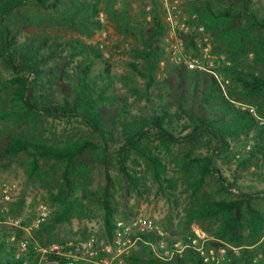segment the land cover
<instances>
[{"label": "trees", "instance_id": "16d2710c", "mask_svg": "<svg viewBox=\"0 0 264 264\" xmlns=\"http://www.w3.org/2000/svg\"><path fill=\"white\" fill-rule=\"evenodd\" d=\"M100 3L101 0H0V67L11 74L9 79L0 81V96L8 95L7 105L0 110V163L27 156L31 159L30 177L38 171L39 161L57 163L62 181L55 200L67 206L61 221H68V211L78 206L72 198L77 191L74 179L92 165L100 164L106 184L96 202L103 210L104 234L109 241L117 223L110 173L120 174L127 185L126 194L129 188L138 190L143 180L129 164L136 156L143 160L159 191L165 194L174 183L165 177L167 163L153 149V140L168 149L180 141L191 143L205 138L211 154L183 158L186 184L195 200L187 221L191 225L213 222L209 232L218 241L209 243L216 247H241L240 257L231 264H251L255 255L264 254V244L259 243L264 236V208H260L264 195L242 192L212 163L214 158L222 159L228 151L232 152L233 143L249 145L248 158L236 167L238 171L247 169L259 156L264 158V126L258 124L252 110L234 106L211 71L168 63L165 76L157 78L163 55L160 42L166 33L161 5L155 2L156 9L143 12L144 22H138L132 20L128 3H121L116 11L112 8L114 0H106L103 10ZM30 7L42 13L29 16L24 11ZM188 9L194 16L190 24H202L216 32L219 47L225 46L227 51L244 48L252 52L253 64L264 66V0H194ZM102 12H114L117 23L125 24V35L136 42L134 53L142 64L129 62L128 67L145 81L143 93L152 107L148 115H133L120 106L112 86L110 62L98 48L70 35L78 32L90 39L95 31L104 28ZM231 54L229 59L233 62L236 55ZM98 63L101 67L94 70ZM216 71L230 78L234 92L264 101V77L260 74L239 69L234 62ZM258 114L264 115V109L258 108ZM41 117L79 119L88 128L89 136L60 142L17 128L28 119L36 121ZM173 118L183 120V128L188 130L185 136L174 135ZM207 176L221 192L236 189L234 198L206 196ZM24 227L23 223L20 228L9 226L0 217V264L22 263L15 254L18 242L25 237ZM157 239L154 234H147L138 240L137 245L145 252L141 259L144 264H203L191 248L170 259L157 257L146 244L156 243ZM54 242L57 241L38 244ZM141 260L128 258L130 262Z\"/></svg>", "mask_w": 264, "mask_h": 264}, {"label": "rangeland", "instance_id": "374dc122", "mask_svg": "<svg viewBox=\"0 0 264 264\" xmlns=\"http://www.w3.org/2000/svg\"><path fill=\"white\" fill-rule=\"evenodd\" d=\"M114 1L115 3L112 5L113 11L119 10L123 2L129 4L130 16L133 21L144 22L141 16L142 13L156 9L155 2L157 5H161L159 8L163 11V0ZM170 1L175 2L179 12L177 16H174L173 20L184 23L187 27L186 32L179 31L178 33L180 38V34H183L185 37L187 36L186 40L181 38L182 48L180 55L191 54L193 57L201 58L204 48H207L216 69L229 66L234 62L239 69L253 71L264 77V66L253 64L252 52L245 51L244 48L227 51L225 46L219 47L220 42H218L217 33L212 29H207L202 24H190L194 16H190L188 8L194 0ZM105 4L106 0H101L100 8L102 10ZM24 12L29 16L42 13L35 7H30ZM149 17H146V20ZM100 19L104 28L95 31L90 39H85L78 32H73L70 35L79 37L92 47L98 48L103 53L104 58L110 62L112 66V86L118 96L120 106H125L130 114L137 116L152 113V107L146 101L143 93L145 87L144 79L133 73L128 67L129 62L142 64L141 60L134 53L135 48H137L136 42L132 37L125 35V24L121 22L119 25L117 23L114 12L111 15L102 12L100 13ZM163 21L166 25V33L160 42L163 55L159 62L160 70L157 78L165 76V66L168 63L178 64L175 62L174 54L170 49L171 42L168 40L170 25L164 13ZM199 28H202V31H199ZM232 52L236 55L233 62L229 59L232 56ZM99 67H101V64L98 63L94 70ZM219 74L222 78V87L225 95L232 99L236 108L252 110L260 125V119H264V115L258 114V108L264 109V101L251 99L243 96L240 92H234V85L231 83L230 78L225 73L220 72ZM10 77L11 74L3 67H0V81L9 79ZM134 88L136 89L135 92L132 91ZM7 97L8 95L6 94L0 96V110L4 105H7ZM10 125L14 127L15 124ZM171 127L174 135L179 138L188 133V130L183 128V120L173 118ZM17 128L29 129L36 135L47 137V139H56L60 142L66 139L89 136L88 128L79 119L72 118L51 119L41 117L36 121L28 119L24 123L19 124ZM153 142V149L167 163L165 177L172 180L174 186L173 188L169 187L165 194L161 193L157 183L151 178L143 160L136 159V156H133L129 162L130 167L137 172L136 176L143 180L138 190L135 191L129 188L128 194H126L124 190L127 185L122 180L120 174L115 171L110 173L114 185L111 194L114 196L113 200L116 202L117 207V214L115 215L116 225L129 224L138 217H148L164 232L163 240L167 248L175 240H182L187 236H195L196 232L207 238L208 241H218L209 232L214 226L213 222H199L198 224L191 225L187 221V213L191 210L195 200L186 184L187 173L185 172L183 158H201L211 154L207 139L197 138L191 143L189 141H180L168 149L160 146L156 140H153ZM232 148V152L228 151L226 156H222V159L214 158L212 166L219 169L222 176L230 182L235 183L242 192L260 193L263 196L264 158L259 156V160L251 161L247 169L242 168L238 171L236 167L241 161L248 158L249 145L236 146L233 143ZM30 162L31 159L29 157L19 155L0 163V217L3 220L9 217L20 219L21 224L23 223L25 226L24 239L29 242V245L38 244L40 241H70L89 235L106 240L102 221L103 210L96 202L97 196L106 184L103 167L100 164L92 165L85 174L74 179L77 191L72 198L76 199L78 206L69 207L70 210L67 215L69 220L61 221L67 206L55 200L62 181L59 165L52 160L39 161L38 171L34 177H30ZM8 184L12 185L13 188L10 193V200L4 205L2 189ZM204 188L206 196L214 199L234 198L233 193H237L234 188L230 189V192L227 193L221 192L217 184H211L208 176L206 177ZM41 205H45L49 213L44 221L36 225L39 213L38 208ZM2 206H5V209ZM260 208H264L263 201L260 203ZM259 243L264 244V236L261 237ZM144 253V249L136 243L131 253L125 259L126 264H144L141 260L144 258ZM130 256L141 261L130 262L128 261Z\"/></svg>", "mask_w": 264, "mask_h": 264}, {"label": "built area", "instance_id": "2783aa9c", "mask_svg": "<svg viewBox=\"0 0 264 264\" xmlns=\"http://www.w3.org/2000/svg\"><path fill=\"white\" fill-rule=\"evenodd\" d=\"M163 13L168 18L170 28L168 40L171 42L170 49L174 54L176 63H183L189 70L211 71L214 77L221 83V76L216 71L214 61L207 48H204L202 57H193L191 54L180 55L182 41L179 31L186 32L184 23L173 20L179 13L175 2L163 0ZM202 31V28H199ZM245 109V108H241ZM260 125L264 126V119H260ZM13 186L8 184L2 189V200L4 205L10 200V193ZM5 209V206H2ZM37 224L44 221L49 213L45 205L38 208ZM4 223L12 227H21L18 218L9 217ZM154 234L159 243L146 242L152 252L159 258L170 259L174 254H182L186 249H193L203 264H231L234 259L240 257L241 247L224 245L213 246L207 238L195 233V236H187L182 240H175L167 248L164 232L159 226L148 217H138L129 224H117L111 240L98 239L93 235L85 238H77L70 241L54 242L43 246L39 244L29 245V242L22 239L17 244L16 259H21V264H126L125 259L131 253L133 246L142 235ZM13 237L10 238V241ZM208 242V243H207ZM207 243V244H206ZM251 264H264V254L255 255Z\"/></svg>", "mask_w": 264, "mask_h": 264}]
</instances>
